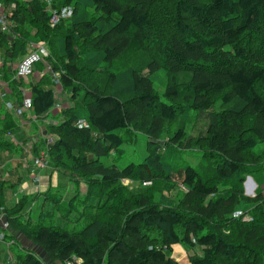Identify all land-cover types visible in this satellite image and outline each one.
I'll return each mask as SVG.
<instances>
[{"label":"trees","instance_id":"trees-1","mask_svg":"<svg viewBox=\"0 0 264 264\" xmlns=\"http://www.w3.org/2000/svg\"><path fill=\"white\" fill-rule=\"evenodd\" d=\"M51 1H13L9 29L0 34V81L17 103L21 91H29L37 118L55 108L57 84L68 92L59 122L41 131L52 142L41 145L47 167L86 184L84 197L77 188L72 197L79 209L74 200L68 204L74 223L83 224L53 225L52 212L38 222L22 220L23 198L7 210V227L59 264H264V45L252 43L264 36V0ZM49 10L69 17L51 28ZM39 43L49 50L34 66L40 80H31L33 74L27 82L16 79V66L14 72L9 67ZM135 54L141 62L130 57ZM160 70L168 103L143 76ZM181 74L189 77L183 84ZM217 104L220 110L211 111ZM191 111L208 122L186 139ZM179 117L176 132L158 144ZM130 132L151 141L144 161L105 166L101 159L121 153L123 134ZM258 144L263 147L255 152ZM195 148L199 170L183 159ZM247 177L258 185L253 197L244 192ZM121 181L160 184L167 194L181 187L184 194L167 206L173 202L164 193L158 200L145 192L128 195ZM92 197L95 205L86 201ZM243 203L248 211H239ZM176 245L185 247V263L171 257ZM16 259L45 264L22 247Z\"/></svg>","mask_w":264,"mask_h":264},{"label":"rangeland","instance_id":"rangeland-1","mask_svg":"<svg viewBox=\"0 0 264 264\" xmlns=\"http://www.w3.org/2000/svg\"><path fill=\"white\" fill-rule=\"evenodd\" d=\"M51 2H52L51 0H46V4H52ZM61 11H63V10H61ZM62 14H65V12H63ZM64 19L65 18L63 16V20ZM59 34H64V33H62V31H58L57 35L59 36ZM249 41L251 43V39ZM252 43L257 48L260 47L261 45H264V36L259 37L256 41H254ZM45 46L48 50L47 45H45ZM52 49L54 50L55 48L52 47ZM76 51L78 53H80L79 49H76ZM48 53H49V50H48ZM57 56H58V54H57ZM59 56H58V58H59ZM138 56H139L138 54H135V55H131L130 57H134L136 60L138 59L137 61H140ZM15 66L16 65L13 63L11 65V67H9V70L14 72ZM119 66L122 67L123 66L122 63H120ZM117 72H119V74H120L121 71L118 70ZM123 72H125V71H123ZM36 73H38V72L35 70L34 74H36ZM34 74L31 77V80H34V78H35ZM39 74H40V72H39ZM143 76H145V77L148 76L151 79L152 84H153V88H154L155 92L159 95L160 101L163 103H168V100L163 96L164 92H165L166 83H167L165 72L160 70L157 73H154V74L149 76L147 71H144ZM37 78H38L37 80H40L41 76H37ZM120 78L123 79V77H120ZM24 80H25V82H27L28 78H25ZM188 80H189V77L186 74H181L177 78V81L179 84H183V83L187 82ZM56 86L58 87V92H59L60 98L62 97L63 101L66 104L63 106V108H64V107L69 105L68 101H67L68 92L61 91V87L58 86V84ZM28 97H30L29 94H28ZM10 103L6 102L7 105H11ZM219 110H220V108H219V105L217 104L211 111L216 112ZM207 122H208V120H207V116L205 114H199L195 111H191L187 115L185 122H184L185 131H186V139H189L192 136L193 137L198 136L199 132L204 129ZM48 123H50V121ZM179 124H180V117L175 121V123L168 124L166 129H165V132L158 139V144H160V145L164 144V142L167 141L168 138L174 132H176ZM120 133H122V132H120ZM123 135H124L125 141H124V144L120 148L121 153L111 152L108 154L107 157L102 158L101 162L105 166L115 165L119 169H123V168L127 167L129 164H140V163H142L144 161V159L146 158V156L149 154L148 153L149 152V143L151 141L145 134L138 133V132H130L129 135H127V134H123ZM262 147H263L262 144H258L254 148V151L255 152L260 151L262 149ZM196 149H198V148L191 149V151L185 152L183 154V159L186 161V163L188 165L199 170V169L203 168L202 162H201L202 158L200 160V152L196 151ZM0 152H2V151H0ZM6 169L11 171L14 175L12 178V184L14 185V187L11 188L10 185H9V187H6L5 195L8 196L9 192L11 194L13 191H16L18 189V193L22 196L23 195L22 194L23 193L22 185L19 184L20 186H16V184L14 182H16V178H17L16 175H18V177H20L21 182L24 183L21 175L25 174V170L21 169V168L17 169L15 167H13V168H11V167L10 168L9 167L3 168L2 167L0 169V171H2V173H4L6 171ZM37 172H38L39 177H40V180H39L40 183L48 182L49 178H51V183L49 186H47V185L41 186V188H42L41 192L44 194H42L41 196H38L37 199L28 202V204L24 208V209H26L27 214L25 213L26 215H23L21 217V219L22 220L30 219L34 223V222L39 221V219H40L39 216L42 213L46 214V212H52L51 222L53 225L66 227L68 229H71V228L77 229V227L82 226L83 223H81V224L74 223L76 213H75V211H73L72 209L69 208L68 204L71 200H74V199H72V197L74 195V192L76 191V188L78 189L79 196L81 198L85 196L86 191H87L86 184L84 182H77L75 184V182L68 176L67 173H63L62 171H59V170H51L50 167H47L46 169H44V168L36 169L35 173H37ZM35 173H34V175H35ZM26 176H28V175H26ZM247 179H250V177H247L246 181H247ZM26 182H31L29 177H26ZM32 183L34 184V180L31 182V184ZM121 186H124L126 189H128V191H129L128 195H130V193L131 194H139V193L145 192L147 194H152L156 200H158L160 198V196L164 193V195L169 196L172 200L171 202H173V203H169V204L166 202L167 206H172L176 201L178 202V200L184 194V190L181 187H179V188L177 187L174 190H172L170 193L167 194L165 191H162L163 187L160 184L152 185L151 187H149V186L148 187H142L140 185V183H138V182L121 181ZM244 192H245L246 196H247V194H249L245 189H244ZM121 197L122 196H120V199H121ZM57 199H59L60 202H58V203L55 202V200H57ZM79 201L80 200H77V201L74 200V205L78 209L80 207ZM97 201L98 200L96 197H92V198H89L87 200V202L89 204H93V205H95L97 203ZM17 203L15 202L14 205H16ZM249 208H250L249 205L243 203L239 206L238 209H239V211H248ZM45 218L47 219V217H45ZM45 218H43V219L46 220ZM46 221H49V220H46ZM47 223H49V222H47ZM2 246H4L3 249H4V253L6 256L4 255V253H1L0 264H16V262H17L16 254L19 252V248L12 247V249L8 251V249L5 248V244L1 243V248H2ZM36 248H34L36 255L39 256V258H41L45 262V264H59V263L53 262L52 260H50L46 256H45L46 257L45 258L43 256V252L41 251V249L40 248L36 249ZM29 250H33V249H29ZM195 252L198 255L201 254V252L198 248L195 250ZM193 253H194V251H190L191 255ZM171 257L175 261H177L178 263H185L188 259V254L186 252L185 247H183L182 245H176V246L172 247Z\"/></svg>","mask_w":264,"mask_h":264},{"label":"crops","instance_id":"crops-1","mask_svg":"<svg viewBox=\"0 0 264 264\" xmlns=\"http://www.w3.org/2000/svg\"><path fill=\"white\" fill-rule=\"evenodd\" d=\"M34 76L37 80V76H40V74L36 73ZM56 93L58 95L55 108H53L47 115L37 118L32 115L31 111L28 112L21 110V104L17 103L13 95L10 94L7 85L4 87L2 82L0 83V151H2L0 152V169L2 167H15L17 169L21 168L25 170V174L21 175L24 183L21 182L18 175H16V182H14L16 186H20L19 184L22 185V196L18 193V189L11 194L9 192L8 196L5 195L6 187H9V185L11 188L14 187L12 184V178L14 175L7 169L4 173L0 171V256L1 253H4V246L1 248V243L5 244V248H7L8 251L11 250L12 247H22L33 250L36 248L22 234L14 232L8 227L3 229L2 225L6 223L5 214L7 213V210L13 208L15 202L17 203L24 198L27 201V203H24L25 208L29 201L35 200L38 196L44 194L41 192V186H49L51 183V178H49L48 182L40 183L39 174L38 172L35 173V170L40 169L38 168L37 163L39 162L41 155L45 153L44 147L41 145V140L43 139L41 131L44 130L46 124H57L59 122L57 121V113L64 105H66L63 98H60L58 89L56 90ZM6 102H11V105H7ZM49 121L50 123H48ZM8 125H11L12 127L6 131L4 128ZM46 168L47 165L44 169ZM26 177H29L31 182L34 180L35 185L33 183L31 184V182H26ZM250 181L251 186L257 188L258 185L255 178L250 177ZM248 195L249 194H247V196ZM25 213L26 209L22 211L21 215H26L27 213Z\"/></svg>","mask_w":264,"mask_h":264},{"label":"built area","instance_id":"built-area-1","mask_svg":"<svg viewBox=\"0 0 264 264\" xmlns=\"http://www.w3.org/2000/svg\"><path fill=\"white\" fill-rule=\"evenodd\" d=\"M14 1V0H13ZM12 0H0V34L7 32L9 29V13L11 12L12 9L15 8V3ZM22 1V0H21ZM7 3L9 6H6ZM65 12V14H62ZM49 20L48 24L51 28L56 27L62 20L63 16L64 18H68L69 15L67 12L64 10L60 13H55L51 10H49ZM65 20V19H64ZM48 57V50L46 46L43 43L39 44H31L29 46L28 53L24 56V58L21 59V61L16 65L15 69V78L16 79H25L28 78L33 74L34 66L42 61H44L45 58ZM0 63H1V57H0ZM49 70V67H47ZM2 81H0L1 83ZM2 85L5 87L6 83L2 82ZM29 91L27 90H22L21 91V96H22V101H21V110L23 111H32V106H31V100L30 97H28ZM87 127V126H86ZM43 139L47 141V143L52 142V138L48 137L47 135L43 134ZM47 163V155L46 153L42 154L40 157L39 162L37 163L38 168H45ZM150 182H143L142 186L143 187H148L150 186ZM244 189L249 193L251 197L254 196V192L256 188H253L251 186V181L247 179V181L243 185ZM3 229L7 228V223H4L2 225Z\"/></svg>","mask_w":264,"mask_h":264},{"label":"water","instance_id":"water-1","mask_svg":"<svg viewBox=\"0 0 264 264\" xmlns=\"http://www.w3.org/2000/svg\"><path fill=\"white\" fill-rule=\"evenodd\" d=\"M250 180V179H249ZM248 196H250V195H248Z\"/></svg>","mask_w":264,"mask_h":264},{"label":"bare ground","instance_id":"bare-ground-1","mask_svg":"<svg viewBox=\"0 0 264 264\" xmlns=\"http://www.w3.org/2000/svg\"><path fill=\"white\" fill-rule=\"evenodd\" d=\"M101 36V35H100ZM87 201V200H86Z\"/></svg>","mask_w":264,"mask_h":264}]
</instances>
